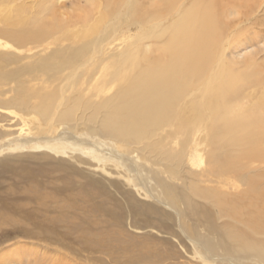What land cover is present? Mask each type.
Listing matches in <instances>:
<instances>
[{
	"label": "bare ground",
	"instance_id": "bare-ground-1",
	"mask_svg": "<svg viewBox=\"0 0 264 264\" xmlns=\"http://www.w3.org/2000/svg\"><path fill=\"white\" fill-rule=\"evenodd\" d=\"M25 1L0 0V39L8 42L0 47L9 45L20 52H0V95L23 96L6 102L8 108L15 104L24 113L36 110V102H27L28 97L31 102L39 100L40 120L46 121L53 110L58 117L54 109L61 103L58 95L46 87L40 91L28 87L24 76L36 74L42 82L55 83L95 79L104 84L98 100L89 105L98 110L99 131L114 140H102L93 128L91 135L63 134L61 139L29 144H15L16 140L7 149L0 147V156L24 149L71 156L86 169L73 170L82 181L74 184L70 168L64 177L65 186L55 187L56 192L50 195L43 193L44 185L35 181L37 178L27 183L25 191L33 197L22 196L25 203L15 205L24 211L32 207L40 214L53 208L59 215L44 223L41 236L50 235V239L68 247V243L77 244L84 252L107 256L117 264H158L181 257L176 252L157 250L150 236L141 240L129 232L159 228L167 237L176 238L178 247L196 263L264 264V204L259 205L264 201V150L260 146L264 99L258 102L255 97L262 88L264 91V64L244 62L246 55L242 58V51L233 45L231 55L227 53L243 24L255 21L264 26V0H161L164 4L127 0L123 5L126 14L113 10L112 27L94 36L100 24L84 21L88 25L79 42L70 44L57 36L71 34V21L55 25V19H45L42 24L40 18L44 17L34 11L31 17L26 16L32 9ZM136 10L138 16H134ZM50 13L45 11L43 16ZM92 25L95 27L91 30ZM175 28L180 29L179 35L171 31ZM145 32L157 45L167 43L161 48L170 54L165 63L155 64L154 59L160 57L152 56L138 64L135 45L128 50L131 41ZM169 33L177 37L167 39ZM51 38L54 44L47 43ZM256 40L251 42L255 47ZM251 44L246 48H253ZM13 65L17 67L7 69ZM202 87L206 91L197 102L194 98ZM71 105L62 120L74 113L75 107L70 112ZM258 111L261 114L254 115ZM250 112L254 116L247 117ZM71 139L84 142L72 143ZM170 141L177 149L162 148ZM150 143H159L162 150L160 157H145L157 169L129 161V155L121 149L130 144L144 145L138 152L145 156ZM170 169L177 170L171 179L164 177ZM91 172L110 179L115 191L96 186L88 176ZM180 175L192 180L185 181ZM229 175H234L236 184L245 183L254 198H234V194L223 192L229 181L224 178ZM35 182L37 185H33ZM135 195L155 206L139 204ZM204 200L214 208L202 204ZM127 207L135 219L128 229ZM167 237L159 240L160 244L171 245Z\"/></svg>",
	"mask_w": 264,
	"mask_h": 264
},
{
	"label": "rangeland",
	"instance_id": "rangeland-1",
	"mask_svg": "<svg viewBox=\"0 0 264 264\" xmlns=\"http://www.w3.org/2000/svg\"><path fill=\"white\" fill-rule=\"evenodd\" d=\"M127 0H27L25 4L27 7L32 10L29 11L31 14L26 15L27 17H31L32 13L37 16H41L44 18H40L41 23H45V19L53 21L55 25L57 24H68L71 21V34L62 33L58 35L59 38L65 39V44H70L72 41L80 40L84 29H86V25L84 21H88L89 25L92 23L100 24L97 26L94 36L98 35L102 30L108 29V27H112L114 21L111 20V16H113L114 9H120L119 11H123L126 14L128 10L123 7L125 6V2ZM166 2V0H164ZM161 0H155L156 3L164 4L165 2ZM112 2V3H111ZM121 2V3H120ZM123 3V4H122ZM114 5V6H112ZM118 5V7H117ZM30 10V9H28ZM165 10V9H164ZM45 11L50 13L47 16H43ZM33 13V14H34ZM56 14V17L54 16ZM134 16H138L139 12L136 10L134 12ZM132 15V14H131ZM52 16V17H51ZM58 17V19H57ZM172 20L169 24L173 23ZM255 22V21H254ZM245 23L243 24V30L235 37V40L231 42V46H228L227 53L229 49L233 50V47L242 51L243 61L247 62L252 60L256 62V64L263 65L264 63V26L257 25L256 23ZM57 23V24H56ZM168 25V24H167ZM95 26H91V30ZM254 27V28H253ZM247 30V31H246ZM171 31L176 32L178 35L180 34V29L175 28ZM246 31V32H245ZM52 32V30H51ZM137 34L138 32H134ZM243 35V36H242ZM71 36V37H70ZM158 36V35H157ZM177 37L174 33H169L167 35V39ZM55 39V38H54ZM174 39V38H173ZM228 39V38H227ZM226 39V40H227ZM258 39V40H256ZM57 41V39H55ZM253 40L257 41V47H255L254 43L251 44ZM5 41V42H4ZM132 45L128 50L133 48L135 45V58L139 61L138 64L143 62L145 57H160V59H154L157 62L155 64H163L167 61L166 55H170L164 49L161 50L162 47L167 46V43L164 44H156L155 38H151L149 33H140L138 34L132 41ZM8 44L6 40L0 39V46ZM47 43L54 44L53 38H51ZM134 43V44H133ZM260 43V44H259ZM243 44V47H242ZM254 45L253 48H248L250 46L246 45ZM233 45V47H232ZM147 46H150L151 49H147ZM259 50H258V49ZM6 49V50H5ZM8 49V50H7ZM0 52H7L10 54H18L20 52L12 49V46L0 47ZM248 53V54H247ZM49 54V53H48ZM228 55H231L230 51ZM246 58V60H245ZM133 60H135L133 58ZM215 60V58H213ZM262 61V62H261ZM214 62V61H213ZM27 63V60L24 62ZM230 63V62H229ZM231 64V63H230ZM216 65V64H215ZM17 66H8V70L15 69ZM212 67V66H210ZM231 69H233L231 67ZM229 74H231L229 72ZM36 74H30L22 77V80L28 87L31 86L33 89H38V91L42 90V87H46L49 91L55 92L59 97V102L54 109L58 113V117L54 116V110L49 118L46 121L40 120V114H38L37 109L39 108V100H32L30 98H26L27 102L35 103L36 102V110H30L28 112H22L15 104L14 106L7 105L6 102L13 101L14 98L23 99V96H17L14 93H9L6 95H0V131L3 136L0 138V147H5V149L9 148L8 146L14 144L16 140H19L16 143H38L39 140H57L61 139L62 135H70L71 133H79L80 135L88 133L91 135V130L96 128L98 130L95 133L102 140H106L108 142L114 141L109 136H105L101 133L100 124L96 113L98 110L90 108V101H97V97L99 93L102 91L103 84L102 82H97L95 79L90 80L87 78H83L78 81L67 82L65 79L60 83L55 82H42L39 77L35 76ZM232 75V74H231ZM211 84L210 86H212ZM204 86V84H202ZM206 91V87H202V89L197 93L194 98L197 102L204 97L203 93ZM115 91L111 93L113 96ZM264 96L263 88L260 92H257L255 95L256 100L258 102ZM208 101V97H207ZM71 102L70 112H72L73 108L74 113H71V117L62 120L60 117L67 112V106ZM5 103V104H4ZM77 104V106H75ZM255 114H261L260 111L254 112ZM253 112L247 113V117L254 116ZM102 116V115H101ZM256 118V116H255ZM41 126L39 125V123ZM36 125V126H35ZM259 131L257 129H249V131ZM49 131L51 132L49 134ZM248 131L247 135L250 134ZM7 133V134H6ZM9 133V134H8ZM264 133V132H263ZM182 136V132L179 137ZM239 137L238 135H236ZM243 136V135H242ZM4 137V138H3ZM241 137V135H240ZM262 141L260 146L264 150V134H262ZM26 138H30L26 140ZM11 141V142H9ZM72 143L84 142L79 141L77 139H71ZM26 146V145H24ZM27 147V146H26ZM144 147V145H132L127 146V149L121 147L122 152L129 155V161L137 162L139 165H148L151 168L157 169L145 160V157L153 158L160 157L162 152L161 147H159V143H150L148 145V151L145 156L142 153L138 152V149ZM172 147L173 150L177 149V145H173L172 141L167 143L164 149ZM151 155V156H150ZM164 158V156H163ZM78 161L70 157H63L54 155L52 153H48L44 150H22L20 152H9L4 153L0 156V264H57V261H64L67 264H117V262H111L107 256L104 255H95L84 252L79 245L74 243H68L69 247L64 243L63 245L56 242L55 240L50 239V235L41 236V230L44 226V223H47L50 220L56 219L59 215L55 213V209L50 208L49 210H44L42 214L37 212L34 208L29 207L25 211L18 207L19 203L24 204L25 201L22 196H32L31 192L25 191V187L27 183L32 181L34 178L35 181L42 183L43 193L46 195L54 194L56 192L55 187H64L65 186V176L70 171L71 168V177L74 176L73 183L82 182L81 179H78L77 176L73 175V170L84 169L81 165L77 163ZM64 163V164H62ZM125 164V161L123 162ZM128 163V162H127ZM248 165V164H247ZM259 164H255L257 167ZM253 166V167H254ZM252 167V168H253ZM86 171V169H84ZM88 173V172H87ZM177 173L176 169H170V172L167 178H173L172 175ZM129 174H131L129 172ZM92 177L95 182V185L100 187L103 190H112L113 184L110 183V179L103 178L98 173H92L88 175ZM185 181H191L192 179L185 176L180 175ZM234 175H229L225 177L227 182V187H223V192H227L228 194L235 195L234 198L239 196L247 197V200H252L254 198V194H250L247 190V186L245 187V183L236 184V181L232 178ZM76 177V178H75ZM103 178V179H101ZM83 180V179H82ZM84 182V180H83ZM109 182V184H108ZM231 182V183H230ZM121 184L122 189L124 186L121 182H117ZM235 183V184H234ZM47 184V185H46ZM52 184V185H51ZM54 184V185H53ZM37 183L35 182V184ZM211 185V184H208ZM237 185V186H235ZM52 186V187H51ZM222 186V185H221ZM220 187V186H219ZM45 188V189H44ZM47 188V189H46ZM24 189V191H23ZM241 189V190H240ZM46 190V191H45ZM126 190V188H124ZM238 190V192L236 191ZM245 190V191H244ZM36 190H34V193ZM29 193V194H28ZM49 193V194H48ZM249 193V194H248ZM139 204H148L151 206H155L153 202L147 201L143 198H139L136 196ZM202 202V201H201ZM237 203L236 201H233ZM18 204V205H15ZM209 209H213V205L209 204L205 200L202 202ZM264 201L260 202L259 205L262 206ZM78 205H82L81 202ZM236 205V204H235ZM33 207L38 208L37 204H33ZM165 212H169V210L165 208H161ZM127 220L125 221L126 229H128V224H134L135 219H133L130 209L126 208ZM131 215V217H128ZM71 217V215H70ZM156 216L151 217L154 220ZM145 220L144 217L140 219V222ZM134 221V222H133ZM160 224V222H158ZM232 224H236L233 222ZM239 225V224H236ZM253 225L247 226L248 229ZM174 229L178 231V228L175 226ZM140 232H131L133 236L137 239L146 238L147 236L151 237L153 241V247L157 250L162 251H172L181 255V257H176L172 259H168L165 262L158 264H203L196 263L190 256H187L182 248H179L176 244V238L172 235L167 237V233L159 228H152L148 230H139ZM151 232V233H150ZM145 236V237H144ZM168 238V240H172L170 244H160L159 240H163V238ZM175 242V243H174ZM74 244V245H72ZM175 244V245H174ZM65 245V246H64ZM71 245V246H70ZM187 246V249L193 253L188 244H184ZM72 247V248H70ZM77 247V248H76ZM189 252V253H190ZM187 253V254H189ZM190 255V254H189ZM65 264V263H63Z\"/></svg>",
	"mask_w": 264,
	"mask_h": 264
}]
</instances>
